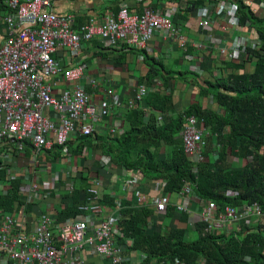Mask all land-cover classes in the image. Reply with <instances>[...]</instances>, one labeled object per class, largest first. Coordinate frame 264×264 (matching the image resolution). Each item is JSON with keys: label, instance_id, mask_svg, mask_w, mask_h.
Instances as JSON below:
<instances>
[{"label": "built area", "instance_id": "2783aa9c", "mask_svg": "<svg viewBox=\"0 0 264 264\" xmlns=\"http://www.w3.org/2000/svg\"><path fill=\"white\" fill-rule=\"evenodd\" d=\"M56 1L0 0V22L6 28L0 44V151L9 142H27L36 150L34 158H43L54 146L67 149L66 145L73 138L94 134L95 125L110 114L113 91L96 103L81 83L87 76L85 65L62 68L55 58L61 48L78 53L84 44L99 41L106 49L126 45L148 50L155 35L161 33L175 39L183 51L188 49L186 36L171 21L175 11L152 10L144 6L141 14H132L123 6L118 15L110 11L99 21L90 18L77 28L75 15H59L53 11ZM210 1L211 4L203 9L205 15L199 28L212 30L214 16V19L224 20L230 30H238L237 4L228 0ZM247 4H253L264 12L263 3L255 4L249 0ZM245 29L247 38H239L235 50L225 49L217 41L211 43L213 48L226 60L237 59L247 47L257 49V40L249 39L252 31ZM199 48L202 52L209 51L203 46ZM62 80L70 89L57 93L55 90ZM91 82L92 86L97 85L95 79ZM155 90V87L138 86L134 98L129 99L124 107L130 110L135 102H140ZM113 102L117 108L122 106L116 97ZM205 132L198 126L197 119L189 116L180 133L185 154L196 162L203 160ZM109 133L123 134L124 129L118 124L113 125ZM63 155L65 153H61ZM83 155L87 156L86 149ZM14 159V156L9 159L7 154L0 156L5 166L9 165L7 161L14 162ZM105 160L109 167L117 168L108 158ZM30 164L18 175L15 170L8 173L9 180L16 177L24 179L21 193L26 205L16 213L0 211V264H89L93 257H99L103 261L101 264H123L129 258L126 253L131 244L127 239L122 241L124 237L119 229L123 201L137 207L152 206L157 217L153 222L158 225L161 224L159 217L165 215L168 206H173L177 213L187 214L190 225L198 221L211 232L229 233L252 219L259 224L264 223V212L257 203L220 209L210 202L197 213L193 205H199L200 200L188 184L178 193L163 194L162 186L156 182L153 187L158 195L154 201H147L133 176L124 179V200L115 196V190L111 191L110 194L117 198L116 206L108 208L97 203L106 184L103 175L90 180L88 204L79 208L80 214L74 219L59 222L58 210L50 205L39 215L29 213L27 206L40 205L47 197L61 198L63 186L59 188V184L78 173V169L68 165L67 170L57 172L50 164L38 161ZM42 168L48 175L44 180L37 175ZM69 186L72 189V184ZM144 257L141 253L132 252L130 259L132 263H138ZM149 264L170 263L153 261Z\"/></svg>", "mask_w": 264, "mask_h": 264}, {"label": "trees", "instance_id": "16d2710c", "mask_svg": "<svg viewBox=\"0 0 264 264\" xmlns=\"http://www.w3.org/2000/svg\"><path fill=\"white\" fill-rule=\"evenodd\" d=\"M253 1L264 4V0ZM133 2L134 6L123 5L132 14H141L145 2H150L145 6L152 10L171 9L170 5H177V13L171 21L183 32L195 13L211 4L210 0ZM235 3L239 28L252 31L258 44L257 49L247 47L240 52V59L217 61L211 52H202L199 47L188 48L186 55L200 54L197 58L199 71L180 72L169 69L162 59L150 56L146 51H137L142 54L146 67L145 73L138 78V86L155 87L156 90L124 112L123 134L94 133L77 137L66 145L73 156L78 157L79 170L59 184V188L63 186L60 195L64 202L57 213L59 222L76 218L80 214L79 208L88 204L91 179L102 174L111 176L104 172L101 163L107 158L117 167L115 170L138 174L144 188L153 187L158 182L163 194H172L181 191L185 184L190 185L200 200V209L210 202L220 209L257 203L264 212V12L254 11L245 0H235ZM123 6L118 5L109 11L118 15ZM89 20L78 17L77 28ZM127 51L126 55H133V49ZM126 55L123 54V60ZM172 82H189L195 88V100L182 106L180 111L173 100L175 88ZM85 87L89 94L96 93L92 85ZM205 98H212L213 103L205 106ZM189 116H194L198 126L206 130L203 160L200 162L188 157L183 150L180 133ZM63 148L54 146L50 151L55 160L61 156ZM85 149H91L99 156L92 160L91 167L81 165ZM10 168L0 160V211L16 213L26 205L21 193L24 179L9 180ZM66 183L72 184V189H67ZM116 200L115 196L104 191L97 203L113 208ZM27 207L29 213L38 214L34 205ZM120 214L119 229L124 237L121 239L131 243L126 253L129 258L123 264H149L153 261L264 264V223L259 224L253 219L248 224L241 223L239 229L232 232L220 233L206 231V225L198 221L190 225L188 215L177 213L173 206H168L165 215L159 217L162 221L159 225L153 222L155 210L149 205L137 207L123 201ZM175 220L177 224H174ZM132 252L145 257L132 263Z\"/></svg>", "mask_w": 264, "mask_h": 264}, {"label": "crops", "instance_id": "0c3cea01", "mask_svg": "<svg viewBox=\"0 0 264 264\" xmlns=\"http://www.w3.org/2000/svg\"><path fill=\"white\" fill-rule=\"evenodd\" d=\"M248 1L249 0H245L246 3ZM228 2H230L231 4H236L235 0H228ZM149 3L150 2H145L144 6L148 5ZM125 4H127L128 6L133 4L134 6L133 0H57L53 6V11L59 15L73 14L77 18H92L99 21V19L105 16V13L110 12L109 10L115 9L116 7H118V5L123 6ZM170 6L171 9H167L166 7L164 11L167 12L169 10H172L175 11L176 14L178 10L177 5L172 4ZM206 8L207 7H205V9ZM195 14L196 15L192 17L185 25L186 31H182V33L188 40L187 48L195 49L200 46L209 48V50L212 51H209L207 53L211 52L213 59H217V61L219 59L225 61L226 59L219 54V51L213 48V42H221L220 44L225 49H229L231 51L232 48L234 50L236 49V41L239 42V38H247L245 32L246 29L239 28L238 30H230L224 20L218 18L214 19V16L213 21L211 22L212 30L202 31L199 28V24L201 19H203V16L205 15V11L198 10ZM5 31V25L0 22V44L2 43V40L5 36ZM253 34V32L252 34H250L251 36H249V39L254 41L255 37L253 36ZM128 49H133V55H126V53H129L127 51ZM137 51H146L150 56H153L157 59H162L169 69H173L175 71H199L200 61L197 58L200 56L197 55V53H195L194 56L186 55V51H183L180 48L179 43L175 39L167 37L161 33L155 35L154 39L148 45V50H141L137 47L126 45L121 46L117 49H106L101 42L93 41L91 43L84 44L82 51L78 53H73L61 48L55 54L56 60L64 69L81 63L85 65V68L87 69V76L82 80L81 83L84 84V86H91V81L93 79L97 81V85L95 87H91L93 88L94 92H96H93L94 100L96 103H99L102 99L107 97L106 94H109V91H113V93L111 94L112 98L110 96L112 102V110L109 114L110 116L103 119L102 121H99L95 125L94 133L98 135H106L107 133H109L111 125L113 126L118 124L120 127H122V123L124 124L122 120L124 112L127 111L124 105L127 103V100L131 99L132 95L134 96L135 90L138 87V78L142 76L146 71V67L143 64V58L141 56L142 54L138 53ZM124 53L126 56L123 60L122 56ZM240 57L241 55H238L237 59H240ZM220 65L221 67H223V64H219V66ZM171 84L175 88V91L173 93V100L175 102V105L177 107L179 106V111L182 109V106L190 104L193 102V100H195L194 94L196 92L191 83L172 82ZM67 89H70V87L65 85L64 81L62 80L61 83L57 85L55 91L58 93L61 91L64 92ZM114 97L121 100L122 106H119L118 108L116 107L115 102H113ZM206 100H210L211 104L213 103L212 98H205L203 100V104L205 106L208 105L206 104ZM124 101L126 102L125 104ZM76 139L77 137L73 138V140L71 141H74ZM15 147L17 149H15ZM66 147L68 149V146ZM67 149H62V153H65L66 155L63 161L67 165H74V169H77L78 165H75V160L78 159V157L73 156V153L69 149ZM3 154H7L9 156V159H12L13 156L15 157L14 162L10 160L7 162L9 165H12L10 170H15L18 175L19 172H22L29 165H31V157H36V150L32 147L31 144L27 142L21 144L9 142L3 149H1L0 156H2ZM49 154L50 152L47 153V155ZM97 156L98 155L91 149L87 150V156L84 157V155H82L83 158L81 160V165L91 167L93 164L92 160L94 158H97ZM101 163L104 166V172L111 174V176L107 177L102 174L106 178V188L110 189V191L115 190V196H118L121 201L125 199L124 193L126 187H124V179L131 178L132 176L139 183V188L146 195L147 201H154L155 197H157L158 193L157 191H155L154 187H141L142 180L138 174H135L134 172L125 173L121 172L120 170H115V168L108 166L109 164L106 163L105 159H103ZM50 165L51 167H53L54 171H57V165L55 163ZM19 175H21V173ZM54 203L55 204L53 205V203L50 202L49 199H45L42 204H37L35 206V209L38 212L37 215L46 210L47 205H50L52 209L59 211L61 204L64 202L63 200H61V198H54ZM194 206L197 213L202 210L200 209V205H193V208ZM188 221L190 222L189 219ZM169 222L170 221L166 223ZM177 223V220H175L174 224ZM101 263H103V261H101L99 257H93L91 260H89V264Z\"/></svg>", "mask_w": 264, "mask_h": 264}, {"label": "rangeland", "instance_id": "374dc122", "mask_svg": "<svg viewBox=\"0 0 264 264\" xmlns=\"http://www.w3.org/2000/svg\"><path fill=\"white\" fill-rule=\"evenodd\" d=\"M98 1V0H97ZM205 8V7H204ZM204 8L202 9H199V10H203ZM252 8L254 9V11H258L259 13H262L263 11L259 10V8H257L255 5L252 4ZM258 13V14H259ZM121 101V100H120ZM206 104L210 105L211 104V101L210 100H206ZM179 108V106H178ZM180 109V108H179ZM65 158V155L63 156H60V158L58 160H53L55 159V157L53 156V154H50V155H45L43 158H39V159H35L34 156L31 157V162L30 163H34L36 161H38L39 163H42V164H56L57 165V172H61L63 170H67L68 169V165L65 164V162L63 161ZM78 160L76 159L75 160V165L77 164ZM44 167V165L42 166ZM74 168V165L72 166ZM39 168V167H38ZM79 170V169H78ZM46 171H44V169H40V171L37 173V175H39V177L41 179H46L48 177V175L45 174ZM21 176V175H19ZM22 176H24V174H22ZM104 176V175H103ZM33 179V178H32ZM67 184V189L70 187L68 183ZM107 187V184H105V188L103 189L105 192L107 193H110V189L106 188ZM49 199L50 202L53 203V205L55 204L54 203V198L52 197H47ZM48 202V201H47ZM42 206V205H41ZM161 221V220H160ZM192 234V233H191ZM191 237H194V235L192 234Z\"/></svg>", "mask_w": 264, "mask_h": 264}]
</instances>
